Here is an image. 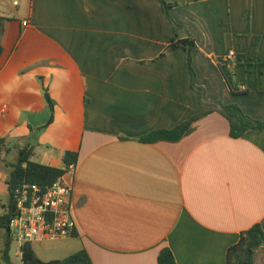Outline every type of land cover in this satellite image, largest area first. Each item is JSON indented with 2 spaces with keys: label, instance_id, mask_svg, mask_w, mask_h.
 I'll return each mask as SVG.
<instances>
[{
  "label": "crops",
  "instance_id": "obj_1",
  "mask_svg": "<svg viewBox=\"0 0 264 264\" xmlns=\"http://www.w3.org/2000/svg\"><path fill=\"white\" fill-rule=\"evenodd\" d=\"M165 1L181 30L159 0H0V193L25 145L55 168L77 153L73 238L94 264H158L165 248L227 264L242 232H264V131L233 139L215 110L178 142H139L207 108L174 47L189 37L205 98L264 122V0Z\"/></svg>",
  "mask_w": 264,
  "mask_h": 264
},
{
  "label": "trees",
  "instance_id": "obj_2",
  "mask_svg": "<svg viewBox=\"0 0 264 264\" xmlns=\"http://www.w3.org/2000/svg\"><path fill=\"white\" fill-rule=\"evenodd\" d=\"M163 11L168 19L175 25L177 30L181 28L175 23L171 16V10L178 7L177 3H167L165 0H159ZM5 19L0 18V36L4 33L3 22ZM178 38V37H177ZM174 47H183L188 53V62L192 76V86L197 88L200 92L204 110L176 126L173 129H159L148 133L141 137L139 142L142 144H154L158 142H178L191 129L195 122L199 119L213 113L217 110L224 116L230 124V137L233 139L242 138L249 131H264V122L255 120L244 113V111L236 104H224L223 102L210 103L205 98V92L202 88L196 86V73L193 68L192 49L195 47V40L192 37L175 40ZM164 56V55H162ZM236 92V87L233 88ZM246 94V93H243ZM43 96L46 104L50 110V118L46 125L42 126L40 130H45L54 122V113L56 103L52 99L49 90L43 89ZM213 106V107H212ZM4 139L0 140V144ZM34 156V146L31 144L25 145L18 150V159L15 163H10L9 167L12 169L9 179L7 181L9 191V202L3 208L7 209L5 215L0 219V233L3 234L5 248L2 251V259L5 264H14L12 262L11 252L13 241L10 233V222L15 216V191L24 184H32L39 186L42 190H46L57 183L63 176L67 174L70 166L77 165L79 156L75 152H66L63 158V167L55 168L32 161ZM259 249L264 250V232L260 224H256L249 230L244 231L240 235L238 243L229 248L227 253V264H256V252ZM22 264H94L91 256L86 250H80L76 253L62 260H54L49 262L42 261L35 250L33 244L26 243L21 249ZM158 264H176V259L173 252L169 248H165L159 255Z\"/></svg>",
  "mask_w": 264,
  "mask_h": 264
},
{
  "label": "built area",
  "instance_id": "obj_3",
  "mask_svg": "<svg viewBox=\"0 0 264 264\" xmlns=\"http://www.w3.org/2000/svg\"><path fill=\"white\" fill-rule=\"evenodd\" d=\"M234 56L231 52L226 60ZM74 170L75 165L70 166L66 175H73ZM65 176L46 190L24 184L15 191V216L10 222V233L12 241L18 243V255L26 243L74 237L75 223L71 214L73 185ZM6 212L7 209L0 207V219Z\"/></svg>",
  "mask_w": 264,
  "mask_h": 264
},
{
  "label": "rangeland",
  "instance_id": "obj_4",
  "mask_svg": "<svg viewBox=\"0 0 264 264\" xmlns=\"http://www.w3.org/2000/svg\"><path fill=\"white\" fill-rule=\"evenodd\" d=\"M17 160V154L11 153L7 158L6 162L13 163ZM9 202V191L5 186L4 191L0 193V207L7 205ZM4 203V204H3ZM5 248L3 234L0 233V264H5L2 259V251ZM33 249L35 250L38 257L44 261H54L62 260L73 253L80 251V246L76 238L70 237L68 239H58V240H46L43 242L33 243ZM18 243L13 242L12 244V262L14 264H22L21 255H18ZM259 264H264L263 260H259Z\"/></svg>",
  "mask_w": 264,
  "mask_h": 264
},
{
  "label": "water",
  "instance_id": "obj_5",
  "mask_svg": "<svg viewBox=\"0 0 264 264\" xmlns=\"http://www.w3.org/2000/svg\"><path fill=\"white\" fill-rule=\"evenodd\" d=\"M185 36H189L187 33H184L183 35L181 34L180 37L183 38Z\"/></svg>",
  "mask_w": 264,
  "mask_h": 264
}]
</instances>
